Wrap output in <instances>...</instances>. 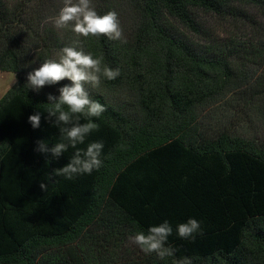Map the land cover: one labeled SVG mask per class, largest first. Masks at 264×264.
I'll use <instances>...</instances> for the list:
<instances>
[{
    "label": "trees",
    "instance_id": "16d2710c",
    "mask_svg": "<svg viewBox=\"0 0 264 264\" xmlns=\"http://www.w3.org/2000/svg\"><path fill=\"white\" fill-rule=\"evenodd\" d=\"M58 1L0 0V71L17 77L0 99V264H264V138L239 131L264 130V0H92L118 14L126 43L56 28ZM202 14L255 35L220 40ZM64 47L103 58L99 86L84 88L106 110L75 149L61 128L87 118L49 114L72 82L28 84ZM58 142L69 146L56 156ZM91 142L104 144L98 170L55 174ZM189 218L203 229L195 241L176 234ZM164 221L174 256L129 241Z\"/></svg>",
    "mask_w": 264,
    "mask_h": 264
},
{
    "label": "clouds",
    "instance_id": "9594fccd",
    "mask_svg": "<svg viewBox=\"0 0 264 264\" xmlns=\"http://www.w3.org/2000/svg\"><path fill=\"white\" fill-rule=\"evenodd\" d=\"M71 24V30L83 37L107 36L110 40H118L126 43L123 29L120 25L118 14L115 11H108L99 15L95 10L92 0H64V6L54 20V26L58 29L66 28ZM103 58H93L91 54H84L72 47H64L59 60H46L38 69L28 75V84L31 87L39 88L45 84H56L64 79L70 80L71 86L60 88V96L54 106L49 108V114L55 115L59 112L58 121L67 124L69 113L83 115L87 118L86 123L77 124L71 129L61 128L62 139H66L72 148L77 144H84L85 136L95 130L98 125L92 118H99L106 110L98 101L89 98L85 91L84 84L91 83L99 86L101 72L100 64ZM120 75L119 69L104 67L103 76L107 80H114ZM53 100L52 96L48 97ZM61 106H67L68 111H61ZM79 118V117H77ZM28 122L33 128L39 127L40 116L31 115ZM68 144L58 142L51 149L52 153L59 156L67 151ZM104 144L102 142H91L86 149H77L69 163L63 168L56 169L55 174L71 180L76 176L91 174L102 166L101 154ZM40 187L45 189L41 183ZM173 228L168 221L158 226L149 227L147 234L137 232L129 237V241L137 246L145 254L155 253L160 259L172 257L177 249L168 243ZM176 234L179 238L195 241L197 235H203L201 223L194 218H189L186 223H180L176 227ZM174 264H191L187 257L177 259Z\"/></svg>",
    "mask_w": 264,
    "mask_h": 264
},
{
    "label": "rangeland",
    "instance_id": "374dc122",
    "mask_svg": "<svg viewBox=\"0 0 264 264\" xmlns=\"http://www.w3.org/2000/svg\"><path fill=\"white\" fill-rule=\"evenodd\" d=\"M75 2V0H74ZM64 6V0L57 2V9L51 11V16L58 15L61 8ZM257 15V11H254L253 8L249 9V12ZM202 23L205 28L210 32L214 33L215 36H218L220 40H227L230 37H252L254 36L253 28H249L243 20H220L219 18L213 15H201ZM54 22V21H53ZM16 75L10 72H1L0 71V99L11 89V87L16 82ZM253 122L245 120L241 122L240 125L245 126L244 128H239L238 123L229 124V127L236 128L238 126L239 131L246 133L248 130L251 131L252 136H259L264 138V130L258 129L257 126L252 128L251 125Z\"/></svg>",
    "mask_w": 264,
    "mask_h": 264
}]
</instances>
